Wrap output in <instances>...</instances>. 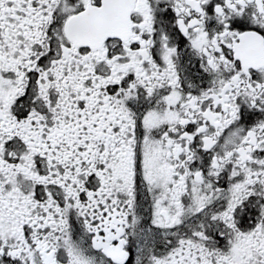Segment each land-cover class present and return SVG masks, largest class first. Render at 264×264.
<instances>
[{
	"label": "snow or ice",
	"instance_id": "1",
	"mask_svg": "<svg viewBox=\"0 0 264 264\" xmlns=\"http://www.w3.org/2000/svg\"><path fill=\"white\" fill-rule=\"evenodd\" d=\"M0 264H264V0H0Z\"/></svg>",
	"mask_w": 264,
	"mask_h": 264
}]
</instances>
